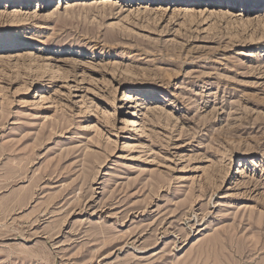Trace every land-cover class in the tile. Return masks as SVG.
Here are the masks:
<instances>
[{
    "label": "rangeland",
    "instance_id": "rangeland-1",
    "mask_svg": "<svg viewBox=\"0 0 264 264\" xmlns=\"http://www.w3.org/2000/svg\"><path fill=\"white\" fill-rule=\"evenodd\" d=\"M229 1L0 0V264H264V0Z\"/></svg>",
    "mask_w": 264,
    "mask_h": 264
},
{
    "label": "bare ground",
    "instance_id": "bare-ground-1",
    "mask_svg": "<svg viewBox=\"0 0 264 264\" xmlns=\"http://www.w3.org/2000/svg\"><path fill=\"white\" fill-rule=\"evenodd\" d=\"M227 1H228L229 4L231 3L229 0H227ZM236 1H238V0H232L233 3H236ZM240 1H241L242 4L243 3L245 4L247 2V0H239V3H240ZM255 4H259V3H255ZM123 97L125 98L124 101H127V96L125 94H124Z\"/></svg>",
    "mask_w": 264,
    "mask_h": 264
}]
</instances>
